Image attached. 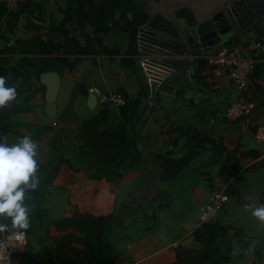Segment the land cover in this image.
Listing matches in <instances>:
<instances>
[{
	"label": "crops",
	"instance_id": "obj_1",
	"mask_svg": "<svg viewBox=\"0 0 264 264\" xmlns=\"http://www.w3.org/2000/svg\"><path fill=\"white\" fill-rule=\"evenodd\" d=\"M0 2L9 4V0ZM62 18L59 13L56 22ZM68 28L82 42L88 39L89 27L81 20L76 18ZM261 32L264 30L255 32L256 39ZM41 34L46 39L45 32ZM33 36L25 32L22 24L18 31L0 36V51L10 48L18 37ZM129 44L128 35L113 28L105 37L103 48L97 46L98 54L75 55L73 69L65 67L57 72L61 88L55 119L46 114L44 84L43 103L27 108L26 98L35 93L39 82L33 69L23 64V55L0 54V58L8 59V74L3 75L6 83L17 91L16 99L5 107L18 109L9 117L0 115V137L13 144L30 136L38 145V163L44 166L38 174L39 186L54 176L39 195L47 224L40 231L25 234L26 243L12 256V264H59L57 241L75 230H63L56 223L76 214L116 215L117 231L107 248L116 258L114 264H175L177 247L201 225L200 210L213 191H222L226 196L217 219L231 229L226 238L216 243L214 256L206 264H264V222L247 207L264 205V167L249 170L252 164L264 161V141L255 136L256 127L264 122V60L258 63L261 70H256L263 84L256 86L251 82L246 92L254 108L249 116L236 121L225 117L227 108L237 98L235 84L226 76H218L210 66L204 72L205 81L197 83L193 76H188V68L185 80L177 88V98L166 110L156 112L142 131V160L124 171L126 188L119 196L111 191L119 177L109 170L117 163L99 155V151H119L112 134V138L110 134H99L117 130L119 108L113 107L111 120L104 127L97 130L89 125L105 104L102 96L93 95L90 89H98L103 96H139L142 82H148V78L140 60L129 52ZM208 55L192 58L190 66L196 70L197 62ZM128 59H135L136 66L125 64ZM18 74L22 75L17 77ZM92 96H96V101H91ZM150 101H145L136 117L140 125ZM168 120L176 126L197 127L222 140L229 149L218 151L211 144L190 149L184 145L186 140L175 147L166 132ZM236 166L241 170L236 172ZM222 170L231 174L225 186ZM36 190H29L31 196L26 201L30 213L35 208ZM228 190L234 193H226ZM74 246L83 249L85 244L76 242ZM84 264L99 263L92 260Z\"/></svg>",
	"mask_w": 264,
	"mask_h": 264
},
{
	"label": "trees",
	"instance_id": "obj_2",
	"mask_svg": "<svg viewBox=\"0 0 264 264\" xmlns=\"http://www.w3.org/2000/svg\"><path fill=\"white\" fill-rule=\"evenodd\" d=\"M26 0L16 11H9L8 3L0 2V36H6L7 31H18L23 24L27 34H34L32 38H16L10 48L4 47L0 54H22L24 57L23 64L33 69L35 77L39 82V87L34 94L26 98V105L29 109L33 105L42 104L41 96L45 86L40 83L41 75L46 72H62L65 67L73 69L75 55H95L100 52L97 46H102L105 37L113 28L126 33L130 38L129 52L131 55H137V34L138 29L147 22L148 15L145 9V2L137 0ZM36 10L39 11L36 14ZM62 14V20L56 22L58 14ZM181 17L192 18V12L189 9H182L178 12ZM23 18L25 22L23 23ZM81 20L89 27V36L85 42L79 37L72 35L68 28L75 19ZM91 27V28H90ZM45 32L46 39L43 38L42 32ZM264 36L261 32L257 39ZM247 43H245L246 45ZM125 64L136 66L135 59H128ZM8 59L0 58V76L8 74ZM9 66V65H8ZM207 61L200 59L194 73V80L197 83L205 81L204 72L207 70ZM261 70L259 64L256 65L251 76V82L256 86H261L260 75L256 71ZM22 74L16 75L21 76ZM121 94V93H120ZM150 88L148 82H142L141 91L136 99H131L122 94L125 98V104L119 107V126L114 133L107 130L99 134L113 135V142L119 147L118 152L102 153L100 156L109 158L113 163H117L115 168L109 167L119 177V183L112 185L111 191L116 195H121L126 188L124 171L131 166L141 162L143 152L139 148L144 140V134L140 129V124L136 117L141 113L145 101L149 98ZM17 108L8 109L0 107V115L9 117L16 112ZM113 107L111 102L105 103L101 112L95 120L89 125L97 128L104 127L111 120ZM166 132L170 136L173 146L177 147L184 143L187 148L199 149L211 144L218 151L227 150L229 147L220 139L211 137L200 131L197 127L176 126L168 120ZM108 144V141H107ZM112 148V147H111ZM83 154H86L82 152ZM258 157L259 154H253ZM65 162L72 165V161L66 159ZM74 167V165H72ZM264 167V161L252 164L249 170L258 167ZM44 166L38 163L37 174L43 170ZM78 169V168H77ZM239 166L235 171H239ZM224 176V186L229 181L231 174L222 170ZM51 176L47 181L42 183L35 193V208L30 213L31 226L26 234H32L40 231L44 224H47L46 215L42 209L40 193L53 180ZM221 192V191H220ZM226 193L232 195V190ZM236 194V193H235ZM116 215L96 217L93 215L76 214L72 218H66L56 223L57 227L67 230L74 229V233L63 236L57 241L58 263H77L84 264L92 260L99 264H114L116 258L107 251L113 236L117 229L115 224ZM1 223L9 222L7 219L0 220ZM230 227L225 225L216 218L211 222L201 223L188 237L183 239L176 249L177 262L175 264H206L209 262L215 251L216 243L228 236ZM2 236H0V239ZM76 242H83V249L75 247ZM198 246L199 248H197Z\"/></svg>",
	"mask_w": 264,
	"mask_h": 264
},
{
	"label": "water",
	"instance_id": "obj_3",
	"mask_svg": "<svg viewBox=\"0 0 264 264\" xmlns=\"http://www.w3.org/2000/svg\"><path fill=\"white\" fill-rule=\"evenodd\" d=\"M137 1H146L148 15L138 29L136 57L148 78L151 100L141 131L156 112L166 110L177 98V88L185 80L193 57L210 55L222 46L249 43L255 32L264 30V0ZM182 9H189L192 18L179 16ZM41 82L47 87L46 114L55 119L61 76L46 72ZM91 101H96V96Z\"/></svg>",
	"mask_w": 264,
	"mask_h": 264
},
{
	"label": "built area",
	"instance_id": "obj_4",
	"mask_svg": "<svg viewBox=\"0 0 264 264\" xmlns=\"http://www.w3.org/2000/svg\"><path fill=\"white\" fill-rule=\"evenodd\" d=\"M22 0H9V11H15L20 7ZM194 58V57H193ZM207 65L214 67L218 76H226L235 84L237 98L227 108L225 117L229 121H236L239 118L249 116L254 104L247 98L246 92L251 84V76L256 65L264 60V36L242 46H222L218 51L208 55L205 59ZM188 76H194L195 69L190 66ZM90 92L102 96L104 103L111 102L112 107L119 108L125 104V98L120 93H113L110 96H103L95 88ZM255 136L258 140L264 141V122L256 127ZM226 201L225 194L221 191H213L209 201L200 210L199 218L201 223L216 220ZM1 223V222H0ZM26 243V235L19 242L0 239V264H12V256L22 250Z\"/></svg>",
	"mask_w": 264,
	"mask_h": 264
},
{
	"label": "clouds",
	"instance_id": "obj_5",
	"mask_svg": "<svg viewBox=\"0 0 264 264\" xmlns=\"http://www.w3.org/2000/svg\"><path fill=\"white\" fill-rule=\"evenodd\" d=\"M15 87L0 76V107L15 100ZM0 137V236L7 241H21L31 226L30 206L26 202L40 184L37 174L38 145L30 136L19 138L17 143L8 144ZM251 214L264 222V205L250 204Z\"/></svg>",
	"mask_w": 264,
	"mask_h": 264
}]
</instances>
